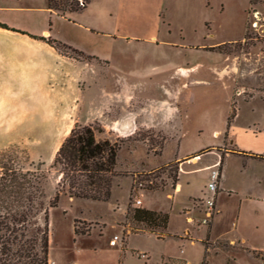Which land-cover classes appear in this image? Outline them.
Masks as SVG:
<instances>
[{"label": "rangeland", "instance_id": "374dc122", "mask_svg": "<svg viewBox=\"0 0 264 264\" xmlns=\"http://www.w3.org/2000/svg\"><path fill=\"white\" fill-rule=\"evenodd\" d=\"M46 2L0 9L8 28L0 29V154L40 169L47 205L58 190L55 154L75 126H89L97 140L119 147L107 202L60 196L48 209V264H185L165 256L188 264H264V253L209 241L208 232L190 243L207 227L197 230L200 215L192 225L183 220L184 208L197 204L194 196L211 197L210 171L196 169L214 162L212 147L222 146L229 130L239 148L254 149L249 137L264 133V96L243 91L258 76L264 81V0H90L64 15ZM29 36L50 37L93 59L66 51L68 59L60 60ZM231 68L240 75L225 71ZM131 111L137 122L130 134L103 122ZM193 155L196 163L186 159ZM225 162L233 194L224 226L241 192L264 191V163L240 155ZM144 203L170 215L168 232L186 226L192 233L179 241L161 228L150 233L132 218ZM115 235L120 242L110 246ZM247 244L263 247L264 239L254 235Z\"/></svg>", "mask_w": 264, "mask_h": 264}, {"label": "trees", "instance_id": "16d2710c", "mask_svg": "<svg viewBox=\"0 0 264 264\" xmlns=\"http://www.w3.org/2000/svg\"><path fill=\"white\" fill-rule=\"evenodd\" d=\"M89 1L48 0V9L61 15L77 13L85 9ZM0 29L8 30L2 23ZM29 37L48 44L63 56L69 51L80 58L93 59L50 37ZM224 45L226 43L217 50L220 52ZM233 117L234 114L229 117L228 127ZM118 151L119 147L108 139L97 140L91 127L75 126L55 154L53 167L58 172V190L47 205L45 176L40 169L16 166L17 162L10 152L1 153L0 264H48V209L58 206L60 196L107 202L116 176ZM41 214L42 223L39 221ZM132 218L148 226L150 233L158 228L166 229L168 223L167 214L140 208L133 210ZM73 231L79 234L76 229Z\"/></svg>", "mask_w": 264, "mask_h": 264}, {"label": "crops", "instance_id": "0c3cea01", "mask_svg": "<svg viewBox=\"0 0 264 264\" xmlns=\"http://www.w3.org/2000/svg\"><path fill=\"white\" fill-rule=\"evenodd\" d=\"M19 1L21 0H2L0 1V9H14V7H11V3L19 2ZM46 3H47V9H48V2ZM42 43L46 45L47 48L51 50L53 54H55V56L59 57L60 60L68 59V57H65L59 54L48 44L44 42ZM226 59L230 62V66H232L233 60L230 58H226ZM225 71L236 74V77L240 75L239 71H234L233 68H231V70H225ZM243 74L245 75L244 72ZM259 77L260 76L256 77L254 82H251L247 87L243 89L244 94L248 93L247 94L248 98H252L256 95L264 96V89H262L264 88V81L259 82ZM106 117H107L106 120L103 121L104 124H109L113 126V128H115L116 130H118L120 133H123V134L132 133L135 123L137 122L136 111L135 112L131 111L130 114H127V115H122L120 112H115L113 114H108ZM249 139L251 142H253V144H255V146H258V147L254 149H251V148L243 149L242 147L239 148L240 146L237 144L236 138L234 136L232 137V131L230 133L228 130L226 135L224 136L223 145L220 147L213 146L212 150L209 151L210 153L212 152L217 153L216 159L214 160V162L212 164L196 169V170H203V171H211L212 165H214L215 163H218L219 169H220V182H219V189L217 191L216 201H215L216 214L214 215L211 223L207 226L206 229H204V226H197L198 227L197 230L203 227L205 233L203 232L202 236H199L196 238L194 237V241H189L190 243H193L196 240L202 241V239H204L206 235V232H208L209 241L224 240V241H227L230 245H238V246L243 245L242 248H244L247 252L248 251L252 252L253 254L254 253H264V246L263 247L250 246V248H247V246L245 245L248 243V241H250V238L254 237V235H259L260 237L264 239V191L262 193H255V190L257 187L248 186L246 190L241 192L242 194L239 196L240 199L237 200V205L233 209V215H232L233 218L231 220V223L230 225L225 224L224 226V221L228 214V205L226 203V200L229 199L231 195L233 194L230 188H228L227 183H226V173H225L226 172L225 171L226 159H228L231 155H240L244 157L245 159H247L248 161H250V159H254V160H258L264 163V133L258 132L256 133V136L251 135ZM198 158H199V155H193L190 157H186V159H188L191 162L195 161V163L198 161ZM180 160H184V159L182 158ZM209 174L210 173H208V178H209ZM178 188H179V191L176 192ZM181 189H182V185L180 183L177 184L174 189L175 190L174 194L179 193ZM224 193L226 194V196L222 195ZM194 197L196 198V200L201 199L199 198L198 195ZM173 198H174V195L171 196V199ZM141 209L165 213V212L156 210L150 204H145V203L143 205V208ZM184 209L186 210L185 215L183 217L185 224L192 225V223L194 222L193 215H196V216L200 215V217L198 218V221L203 216L202 213H203L204 208L200 206L199 204L193 205L192 207L188 206ZM165 214L168 215L167 227L166 229H164V232H165L164 235H166L165 236L166 238L171 237L172 239H174V241H179L180 237L184 233L186 235H188L189 233H192V230L186 226L182 228L181 232H178V233L168 232V229L170 227V215L168 213H165ZM194 236L196 235L194 234ZM129 238H128V241H129ZM168 258H172L175 260H181V261H184L185 264H188V262L185 259H182L181 257L165 256V259H168Z\"/></svg>", "mask_w": 264, "mask_h": 264}, {"label": "built area", "instance_id": "2783aa9c", "mask_svg": "<svg viewBox=\"0 0 264 264\" xmlns=\"http://www.w3.org/2000/svg\"><path fill=\"white\" fill-rule=\"evenodd\" d=\"M256 18L257 15H254ZM256 20L253 22V26L256 25ZM211 171L209 174L208 182H207V190L212 193L211 197H203L201 199H198L196 201L197 204L202 206L204 208L203 213H202V218L198 221L197 226H204L207 227L214 215L216 214V208H215V201H216V195L217 191L219 189V182H220V169H219V164L215 163L211 167ZM152 184V182H150ZM141 186V184H139ZM134 204L136 207H139L141 205V201L136 198L134 201ZM117 242H120L119 236L115 235L112 237V239L109 241L110 246H114L117 244Z\"/></svg>", "mask_w": 264, "mask_h": 264}, {"label": "bare ground", "instance_id": "6f19581e", "mask_svg": "<svg viewBox=\"0 0 264 264\" xmlns=\"http://www.w3.org/2000/svg\"><path fill=\"white\" fill-rule=\"evenodd\" d=\"M179 191V188L177 189V191L176 192H178Z\"/></svg>", "mask_w": 264, "mask_h": 264}]
</instances>
